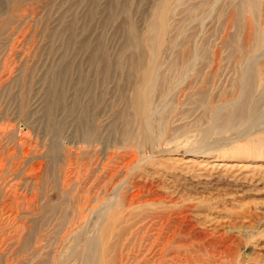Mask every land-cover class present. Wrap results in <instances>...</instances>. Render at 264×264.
Returning a JSON list of instances; mask_svg holds the SVG:
<instances>
[{"label": "rangeland", "instance_id": "374dc122", "mask_svg": "<svg viewBox=\"0 0 264 264\" xmlns=\"http://www.w3.org/2000/svg\"><path fill=\"white\" fill-rule=\"evenodd\" d=\"M167 1L0 0V264H153L161 225L216 246L208 264H264V81L247 110L233 88L248 5L209 0L190 23L194 83L187 13Z\"/></svg>", "mask_w": 264, "mask_h": 264}, {"label": "bare ground", "instance_id": "6f19581e", "mask_svg": "<svg viewBox=\"0 0 264 264\" xmlns=\"http://www.w3.org/2000/svg\"><path fill=\"white\" fill-rule=\"evenodd\" d=\"M218 0H214V4L213 6L217 3ZM230 1V5L231 6H236L237 2L239 3H243L245 5H248L246 7V9L244 10L243 8H241V5L238 8L243 9V18H244V23H246V30L247 33L245 32L246 36L245 38V48L242 49L240 56H237L236 61H235V65L232 68V71L234 72L235 77V83L233 86L234 89H238L239 90V95L240 92L241 93H245L246 95V102L245 105L243 106L244 109H246L247 104H249V100L252 99L251 98V92L248 93V91H250L251 89H255L254 87H259L260 84H262V82L264 81V13L262 12V9L264 8V6L262 5V3H264V0H229ZM261 1H263L261 3ZM166 3H168V6H175V7H181L183 8V10L185 11V13H187L185 15L184 18V40H183V48H182V71L184 74V77L186 79L190 78V76H192V74L195 75L193 82L194 83H198L197 79V75L199 72V66H200V59H201V48H203L202 43H200L199 37L198 35H196L195 31H193L195 33V36L192 35L191 33H193L191 31V33L189 34V30L190 28V23L192 22H199L202 18V16L209 12H207L206 8L208 6H210L211 2L209 0H169ZM213 3V2H212ZM220 4V3H219ZM229 5V6H230ZM219 6V5H218ZM169 8V7H168ZM221 8V7H220ZM220 10V9H219ZM226 10V9H225ZM233 10V8H232ZM264 10V9H263ZM174 11V10H173ZM193 11V15L191 17V13ZM240 11V12H241ZM207 12V13H205ZM226 13V12H225ZM236 15V14H235ZM215 16V15H214ZM241 16V14H240ZM241 18V17H240ZM232 19V18H231ZM168 22V21H167ZM235 21L229 20V22L227 23H234ZM194 23V24H195ZM200 24V23H199ZM198 24V25H199ZM228 25V27L226 28V33H227V29L231 28V26ZM193 25V24H191ZM234 25V24H233ZM197 25H195L196 27ZM235 26L236 23H235ZM234 26V27H235ZM195 27H193L192 29H194ZM200 27V25H199ZM198 27V28H199ZM197 29V28H196ZM237 28H234V30ZM199 31L201 32V30L199 29ZM197 32V31H196ZM199 32V33H200ZM225 33V34H226ZM224 34V33H223ZM236 34V32H235ZM243 35V34H242ZM191 36H194L196 38L192 39ZM200 36V35H199ZM133 37V36H132ZM72 38V37H71ZM131 38V37H130ZM207 38V37H206ZM131 41L134 40L133 38L130 39ZM205 40V39H204ZM220 40V39H219ZM136 41V40H135ZM225 41V40H224ZM70 42V41H69ZM203 42V41H202ZM226 42V41H225ZM224 42V43H225ZM131 43V42H130ZM227 43V42H226ZM233 43V42H232ZM241 43V42H240ZM237 44V43H236ZM132 45V44H131ZM134 46V44H133ZM224 46V45H223ZM232 46V45H231ZM235 46V45H233ZM241 46V45H240ZM216 50V49H215ZM219 50V49H218ZM234 50V49H233ZM239 53V52H238ZM214 54H218V51H215ZM231 54V53H230ZM94 57V56H93ZM103 61V60H101ZM93 62V61H92ZM109 62V61H107ZM96 63V61H95ZM104 66L106 67L105 61H103ZM67 65V64H66ZM108 65V64H107ZM109 68V67H108ZM156 68V67H155ZM152 69V68H151ZM145 70L144 74L141 75V78L139 79V82L142 83L141 85H145V82L147 84L146 87H148V82H152V78L155 75V72L153 70ZM154 69V68H153ZM247 75H251L254 79L252 80V87H250L249 89V84L245 85V81L247 78ZM250 78V77H249ZM251 80V79H250ZM191 83V82H190ZM200 83V82H199ZM248 83V82H247ZM191 85V84H190ZM199 88V87H198ZM195 85L193 86H187V88L185 89L186 91H188V89H191L193 92H191L192 94H200V90L198 89ZM142 89V88H140ZM139 87L136 88V93L134 98V103L136 104L137 107H139L140 109H143V104H145L146 102V94L148 93L145 89L140 91ZM184 90V91H185ZM252 90V91H253ZM145 91V93H144ZM185 93V92H184ZM190 93V94H191ZM218 93V92H217ZM185 93L186 95H190ZM253 94V93H252ZM230 95V94H229ZM61 96V95H60ZM197 96V95H196ZM222 96V95H221ZM203 97V96H202ZM253 97V96H252ZM185 98V97H184ZM187 98V97H186ZM227 98V97H226ZM223 98L221 101H226L228 99ZM240 98V96H239ZM188 99H190L188 97ZM149 100V99H148ZM186 100V99H185ZM199 101V100H198ZM238 101V100H237ZM149 102V101H148ZM192 102V101H191ZM222 103V102H221ZM131 104V103H130ZM142 104V105H141ZM226 104V102H225ZM242 104V103H239ZM141 105V106H140ZM148 106V104H147ZM146 106V107H147ZM209 106V105H208ZM94 107V106H93ZM145 107V108H146ZM151 108V107H150ZM248 108V107H247ZM47 114L50 116H53V109L52 108H47ZM87 110V109H86ZM215 110V109H214ZM247 110V109H246ZM152 111V110H150ZM244 111V110H243ZM139 113V112H138ZM240 113V112H239ZM83 114V113H82ZM141 114V113H140ZM139 114V115H140ZM143 114V113H142ZM147 114V113H146ZM152 114V113H150ZM216 114V111H215ZM214 114V115H215ZM227 114H229L227 112ZM85 115V114H84ZM83 116V115H82ZM144 116V115H143ZM147 116V115H146ZM150 117V116H149ZM222 117V116H221ZM86 118V117H85ZM141 118V117H140ZM84 122H86L84 120V118H82ZM139 119V118H138ZM149 119V118H147ZM87 120V119H86ZM143 120V119H142ZM140 120V121H142ZM83 121L80 119V123L78 124V131L77 134L80 135L82 132L84 134L85 130H87L88 128L85 127L86 124H83ZM147 122V121H146ZM51 123V121H50ZM91 123V122H90ZM143 123V122H141ZM148 123V122H147ZM53 124V123H51ZM91 126V124H88ZM60 126V125H59ZM146 127V125L144 126V128ZM86 128V129H85ZM140 128V127H139ZM90 129V128H89ZM59 130L61 131V127H56V131L59 132ZM95 130V129H94ZM145 130V129H144ZM143 130V131H144ZM55 131V132H56ZM90 131L89 133H91V137H94L93 133L91 132L92 129L87 130ZM146 131V130H145ZM56 132V133H57ZM81 132V133H80ZM149 132V131H148ZM86 133V132H85ZM88 133V132H87ZM144 133V132H143ZM151 133V132H150ZM98 134V133H97ZM143 135V134H142ZM59 136V135H58ZM81 136V135H80ZM89 136V135H87ZM96 136V135H95ZM145 136V135H144ZM90 137V136H89ZM90 137V138H91ZM151 137V136H150ZM95 138V137H94ZM149 138V135L147 137V139ZM54 139H57L54 138ZM84 139V138H83ZM82 139V140H83ZM92 139V138H91ZM151 139V138H150ZM153 139V138H152ZM96 140V138H95ZM146 140V138H145ZM253 140V139H252ZM87 141V140H86ZM94 141V140H92ZM153 141V140H152ZM257 141V140H256ZM56 142V140H55ZM90 142V141H89ZM52 145L54 146L53 149L55 148V143L52 141ZM261 145V144H260ZM122 165V164H121ZM113 170V169H112ZM113 172V171H112ZM116 174V173H115ZM99 177V176H98ZM102 194V193H101ZM88 204V203H87ZM100 210V209H99ZM101 214V213H100ZM103 214V213H102ZM104 216V215H103ZM51 220V219H50ZM141 222V221H140ZM137 224V223H136ZM135 224V225H136ZM153 227V224L150 225ZM149 226V227H150ZM138 227H135V229ZM144 228V227H143ZM142 228V229H143ZM151 228V227H150ZM142 229H140V231H142ZM146 229V228H145ZM144 229V230H145ZM121 230V229H120ZM165 229H163V225H161L159 228L155 227V230L153 232V234L151 235L150 239H151V243H150V249L154 251V253L152 254V260H153V264H160V263H167L168 261H171L173 264H208V261L212 260L209 258V256H211L214 251H216V246L211 244V247L209 245H201L200 242H198L197 244H175V235L173 234H166L163 232ZM148 232H150V230H148ZM143 233V232H142ZM164 233V235H163ZM144 234V233H143ZM149 234V233H148ZM136 235V233L134 234ZM141 234L137 235L140 236ZM146 235V232H145ZM145 235H142L140 237V242L144 240ZM139 238V237H137ZM136 239V238H135ZM148 239V238H147ZM134 240V239H133ZM132 240V241H133ZM138 241V240H137ZM147 241V240H146ZM135 242V241H134ZM145 242V241H143ZM147 243V242H146ZM149 244V243H148ZM226 244V243H225ZM174 245V246H173ZM142 246V245H141ZM198 246H202L203 250L201 251L202 255H207L206 259H203V262L200 263L199 261V255H200V248ZM185 248L186 251H181L182 248ZM209 247V248H208ZM137 248V247H136ZM148 248V246H147ZM149 249V248H148ZM150 250V251H151ZM197 253V254H194ZM193 254V255H190ZM217 254V253H216ZM204 255V256H205ZM214 256V255H213ZM148 257V256H147ZM170 264V263H169Z\"/></svg>", "mask_w": 264, "mask_h": 264}]
</instances>
